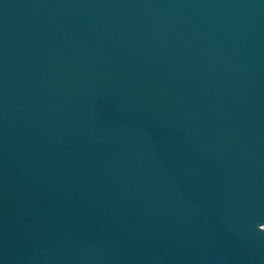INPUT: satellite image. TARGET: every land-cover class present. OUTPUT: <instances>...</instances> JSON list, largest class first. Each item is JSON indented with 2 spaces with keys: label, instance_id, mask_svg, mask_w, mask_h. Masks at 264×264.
<instances>
[{
  "label": "water",
  "instance_id": "water-1",
  "mask_svg": "<svg viewBox=\"0 0 264 264\" xmlns=\"http://www.w3.org/2000/svg\"><path fill=\"white\" fill-rule=\"evenodd\" d=\"M0 264H264V0H0Z\"/></svg>",
  "mask_w": 264,
  "mask_h": 264
}]
</instances>
